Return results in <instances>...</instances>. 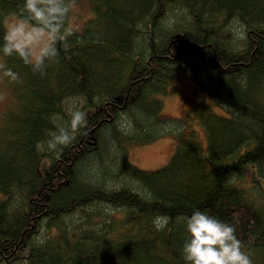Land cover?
Segmentation results:
<instances>
[{
    "label": "trees",
    "instance_id": "1",
    "mask_svg": "<svg viewBox=\"0 0 264 264\" xmlns=\"http://www.w3.org/2000/svg\"><path fill=\"white\" fill-rule=\"evenodd\" d=\"M85 1L91 16L80 30L67 16V49L41 75L3 56L4 17L26 14L0 0V63L19 77L0 70V264H185L195 210L234 225L264 264V0ZM180 71L203 97L168 117L156 94ZM73 109L88 125L57 159L40 145ZM166 132L164 165L130 162L131 141Z\"/></svg>",
    "mask_w": 264,
    "mask_h": 264
},
{
    "label": "clouds",
    "instance_id": "2",
    "mask_svg": "<svg viewBox=\"0 0 264 264\" xmlns=\"http://www.w3.org/2000/svg\"><path fill=\"white\" fill-rule=\"evenodd\" d=\"M75 7V0H24L21 13L26 18L14 24L3 37L4 57L18 56L34 72L45 74L46 61L55 60L57 45L67 49L68 38L73 30L65 25L69 12ZM3 76L12 81L19 79L4 63H0ZM67 126H58L50 133V139L42 142L45 148L58 159L63 148L68 147L76 135L88 125L87 113L73 109ZM157 231L168 228L169 217L154 219ZM187 238L182 246L185 264H252L249 254L242 249L235 226L226 223L207 212L195 210L184 221Z\"/></svg>",
    "mask_w": 264,
    "mask_h": 264
},
{
    "label": "rangeland",
    "instance_id": "3",
    "mask_svg": "<svg viewBox=\"0 0 264 264\" xmlns=\"http://www.w3.org/2000/svg\"><path fill=\"white\" fill-rule=\"evenodd\" d=\"M83 2L87 3L85 0ZM88 6V3H87ZM75 5L68 15L67 25L76 24L78 30L83 26L86 18L91 16V6ZM20 17L15 15H7L4 17V28L6 33L9 28L20 21ZM1 61V56H0ZM1 76V72H0ZM168 92L157 93L156 95L162 100L161 113L168 117L183 118L185 110L191 108V104L195 100L202 99L203 92L196 89L193 78L184 71H180L178 75L168 80ZM2 80L0 79V88ZM190 105V107H188ZM214 111L220 114H226L228 111L219 105L214 106ZM190 112V111H189ZM188 121L194 123V116L189 113ZM195 127H201L195 125ZM152 130L153 127L150 126ZM129 132V131H128ZM201 135H203L200 130ZM129 143V142H128ZM202 145L205 146V139H202ZM174 149V137L171 132H166L157 138L149 141H135L128 144L127 157L134 165L143 169H154L164 165ZM261 185L264 189V176L259 175Z\"/></svg>",
    "mask_w": 264,
    "mask_h": 264
}]
</instances>
